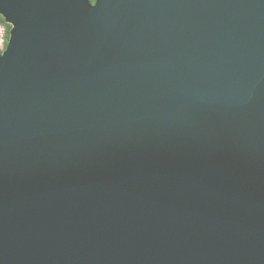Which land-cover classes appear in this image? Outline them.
Masks as SVG:
<instances>
[{
  "label": "water",
  "instance_id": "1",
  "mask_svg": "<svg viewBox=\"0 0 264 264\" xmlns=\"http://www.w3.org/2000/svg\"><path fill=\"white\" fill-rule=\"evenodd\" d=\"M0 14V264H264V0Z\"/></svg>",
  "mask_w": 264,
  "mask_h": 264
},
{
  "label": "rangeland",
  "instance_id": "2",
  "mask_svg": "<svg viewBox=\"0 0 264 264\" xmlns=\"http://www.w3.org/2000/svg\"><path fill=\"white\" fill-rule=\"evenodd\" d=\"M0 16H2V14H0ZM6 24H9V27H11V24L9 22L7 23V21H6V23H4V22L1 23L0 22V48H1L0 50H4V44H5V41H6L7 32H8V35H9V31H7V25Z\"/></svg>",
  "mask_w": 264,
  "mask_h": 264
},
{
  "label": "trees",
  "instance_id": "3",
  "mask_svg": "<svg viewBox=\"0 0 264 264\" xmlns=\"http://www.w3.org/2000/svg\"><path fill=\"white\" fill-rule=\"evenodd\" d=\"M92 2L94 1V0H91ZM0 22L2 23V22H4V23H6V21H4V18H3V16H0ZM7 25V31H9V24H6ZM8 32H7V34H6V41H5V44H4V48H5V46H6V44H7V39H8ZM3 51V50H2Z\"/></svg>",
  "mask_w": 264,
  "mask_h": 264
},
{
  "label": "bare ground",
  "instance_id": "4",
  "mask_svg": "<svg viewBox=\"0 0 264 264\" xmlns=\"http://www.w3.org/2000/svg\"><path fill=\"white\" fill-rule=\"evenodd\" d=\"M4 18V17H3ZM1 49V48H0ZM2 52V50H0Z\"/></svg>",
  "mask_w": 264,
  "mask_h": 264
}]
</instances>
